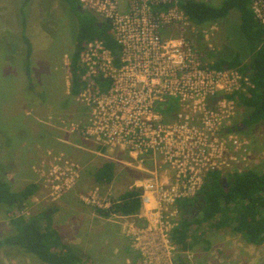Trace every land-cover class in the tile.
<instances>
[{"label":"built area","instance_id":"1","mask_svg":"<svg viewBox=\"0 0 264 264\" xmlns=\"http://www.w3.org/2000/svg\"><path fill=\"white\" fill-rule=\"evenodd\" d=\"M181 2L80 0L110 22L119 54L99 39L83 45L77 100L88 116L70 130L96 144L99 157L144 174L132 186L141 190L139 214L112 215L129 222L124 227L142 260L169 264L180 249L171 240L181 218L177 202L196 197L211 173L245 171L248 142L234 124L242 97L255 88L236 69L211 67L217 28L200 31ZM251 10L264 27V0H251ZM55 173L58 193L69 186ZM83 199L102 210L113 205L97 192Z\"/></svg>","mask_w":264,"mask_h":264},{"label":"rangeland","instance_id":"2","mask_svg":"<svg viewBox=\"0 0 264 264\" xmlns=\"http://www.w3.org/2000/svg\"><path fill=\"white\" fill-rule=\"evenodd\" d=\"M204 1L214 6L225 2ZM23 5V0H0V173H5L15 191L29 184L39 186L17 214L28 218L51 213L63 242L82 253V264H169L142 260L124 227L129 222L103 216L100 208L83 199L97 192L99 200L114 202L144 174L117 165V177L110 185L97 184L94 174L105 160L98 157L96 144L89 141L88 147L81 134L70 133L72 122L85 123L88 116L85 106L70 92L71 57L81 19L60 0H30L24 7V29V18L20 20ZM240 24L238 12L215 24L213 59L247 57L249 49ZM243 114L245 110L239 112L236 124ZM240 134L248 142L244 170L264 169V125ZM89 148L94 150H86ZM52 173L63 183L68 180L69 187L56 193ZM132 220L139 224L138 218ZM10 221L8 209L0 205V238L13 233ZM193 230L198 235L205 232L208 248L201 241L190 251L178 249L170 264H264V244L250 245L231 228L214 231L204 225ZM0 264L37 263L18 250H2Z\"/></svg>","mask_w":264,"mask_h":264},{"label":"trees","instance_id":"3","mask_svg":"<svg viewBox=\"0 0 264 264\" xmlns=\"http://www.w3.org/2000/svg\"><path fill=\"white\" fill-rule=\"evenodd\" d=\"M69 6L79 17L80 27L76 39L75 51L71 57L72 78L71 96L78 97L82 90L80 76L84 73L80 65L83 45L99 39L115 57L119 47L110 35L111 24L97 14L84 10L80 0H60ZM20 8L21 26L25 29V8L30 0H23ZM182 7L191 23L200 31L209 29L229 17L232 12L240 15V28L248 45L247 57L236 55L230 59L208 55L212 68L221 70L232 68L249 77L255 85L247 96L242 97L245 114L234 130L245 133L257 126L264 125V27L254 18L251 0H225L220 6H214L204 0H182ZM88 12V13H87ZM203 40L200 35L198 42ZM29 44V40H23ZM29 54V53H28ZM27 57L29 58V55ZM248 58V60H246ZM29 74L30 72L27 71ZM117 177V165L104 162L95 172L94 179L99 185H110ZM226 180V183L224 182ZM37 184H29L24 189H12L5 173H0V205L8 209L11 216L13 233L0 238V251H19L37 264H82V253L78 247L63 242L59 231L53 225L52 214L48 211L28 218L17 212L25 209L28 201L38 192ZM181 215L178 226L171 233V240L183 252L194 249L203 239L195 230L210 225L211 230L220 231L231 228L246 243L253 246L264 244V169H247L241 173L223 176L211 173L199 194L192 199L177 202ZM142 207L141 190L131 188L113 202L109 210L98 209L103 216L120 214L138 215Z\"/></svg>","mask_w":264,"mask_h":264},{"label":"crops","instance_id":"4","mask_svg":"<svg viewBox=\"0 0 264 264\" xmlns=\"http://www.w3.org/2000/svg\"><path fill=\"white\" fill-rule=\"evenodd\" d=\"M83 140V139H82ZM84 141V143L89 147L90 145H91V142H89V141H85V140H83ZM90 144V145H89ZM92 145H93V143H92ZM93 146H95V144L93 145ZM96 148H97V146H95ZM86 150H88V151H90V150H94V149H86ZM99 157V156H98ZM100 158H102V157H100ZM102 159H104V158H102ZM105 160V159H104ZM107 160H105V162H106Z\"/></svg>","mask_w":264,"mask_h":264},{"label":"water","instance_id":"5","mask_svg":"<svg viewBox=\"0 0 264 264\" xmlns=\"http://www.w3.org/2000/svg\"><path fill=\"white\" fill-rule=\"evenodd\" d=\"M224 182L226 183V180H224Z\"/></svg>","mask_w":264,"mask_h":264}]
</instances>
